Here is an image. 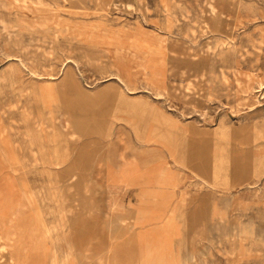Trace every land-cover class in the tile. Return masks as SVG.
I'll return each mask as SVG.
<instances>
[{"label":"rangeland","instance_id":"rangeland-1","mask_svg":"<svg viewBox=\"0 0 264 264\" xmlns=\"http://www.w3.org/2000/svg\"><path fill=\"white\" fill-rule=\"evenodd\" d=\"M67 263L264 264V0H0V264Z\"/></svg>","mask_w":264,"mask_h":264},{"label":"crops","instance_id":"crops-1","mask_svg":"<svg viewBox=\"0 0 264 264\" xmlns=\"http://www.w3.org/2000/svg\"><path fill=\"white\" fill-rule=\"evenodd\" d=\"M156 147L146 150V152L147 154L159 153V161L150 160L149 162H144L143 158L145 159V157L130 155L124 157L123 160L120 158L116 159V157L112 158L111 162L103 167L108 189L112 191L124 188V190H132L128 194H137L135 190L140 188H157L158 195L156 200L163 208L170 202V197L173 196L174 191L175 196H180L177 177H173L172 172L168 169L167 162L163 159L166 156L163 152L164 149L159 146L158 148ZM135 212L139 213V210H135Z\"/></svg>","mask_w":264,"mask_h":264},{"label":"bare ground","instance_id":"bare-ground-1","mask_svg":"<svg viewBox=\"0 0 264 264\" xmlns=\"http://www.w3.org/2000/svg\"><path fill=\"white\" fill-rule=\"evenodd\" d=\"M157 2V1H156ZM117 4V3H116ZM181 4V3H180ZM180 6V5H179ZM127 7V6H126ZM169 7V6H168ZM94 13V12H93ZM188 14V13H187ZM191 15V14H190ZM170 17V16H169ZM172 17V16H171ZM176 18V17H175ZM177 20V19H176ZM186 20V19H185ZM172 21V20H171ZM174 22V21H173ZM176 22V21H175ZM193 23V22H192ZM195 23V22H194ZM191 31H192V29H191ZM186 33V32H185ZM261 33V32H260ZM186 35V34H185ZM18 37V36H17ZM260 39V38H259ZM263 41V40H262ZM5 43V42H4ZM159 43V42H158ZM165 43H167V42H165ZM175 43V42H174ZM168 44V43H167ZM174 45V44H173ZM167 46V45H166ZM170 50V49H169ZM172 52V51H171ZM175 56V55H174ZM165 59V58H164ZM168 59V58H167ZM83 67V66H82ZM174 71V70H173ZM172 71V72H173ZM216 74V73H215ZM173 75V74H172ZM182 75V74H181ZM217 77V76H216ZM171 80V79H170ZM189 82V81H188ZM181 83V82H180ZM191 83V82H190ZM182 85V84H181ZM169 86V85H168ZM192 86V85H191ZM125 88H126V86H125ZM195 89V88H194ZM169 90V89H168ZM155 91V90H154ZM47 92V90L45 89V88H43L42 89V96L44 97V95H45V93ZM202 92V91H201ZM165 94V96H166V93H164ZM168 94V93H167ZM169 95L171 96V94H170V92H169ZM184 97V96H183ZM168 98V97H167ZM128 100V99H127ZM173 103V102H172ZM123 105V104H122ZM124 107V106H123ZM38 122V121H37ZM229 124V123H228ZM41 129V128H40ZM28 136V135H27ZM28 137H30V135L28 136ZM42 138V137H41ZM54 145V144H53ZM57 151V150H56ZM63 187V186H62ZM68 189V188H67ZM70 189V188H69ZM60 190V189H59ZM72 190V189H71ZM85 190V189H84ZM220 195H222L221 193H220ZM62 196V195H61ZM75 197V196H74ZM232 198V197H231ZM60 199H61V197H60ZM64 202V201H63ZM72 204V203H71ZM112 204V203H111ZM117 205V204H116ZM77 207V206H76ZM115 207V206H114ZM119 211V210H118ZM220 215V214H219ZM7 217V216H6ZM29 218V217H28ZM36 218V217H35ZM79 218V217H78ZM27 219V218H26ZM80 219V218H79ZM89 219V218H88ZM33 221V220H32ZM10 224V223H9ZM12 224V223H11ZM30 225V224H29ZM84 225V224H83ZM107 226V225H106ZM5 227V226H4ZM63 227V226H62ZM39 228V227H38ZM105 228V227H104ZM21 229V228H20ZM82 230V229H81ZM108 230V229H107ZM31 232V231H30ZM233 232V231H232ZM188 233V232H187ZM194 233V232H193ZM239 233V232H238ZM27 234V233H26ZM36 234V233H35ZM33 235V234H32ZM41 235V234H40ZM25 236V235H24ZM45 237V236H44ZM22 238V237H21ZM33 238H34V236H33ZM239 238V237H238ZM23 239V238H22ZM71 240V239H70ZM77 240V239H76ZM189 241V240H188ZM43 242V241H42ZM16 243V242H15ZM45 244V243H44ZM69 244V243H68ZM80 244V243H79ZM42 245V244H41ZM72 246V245H71ZM147 246V245H146ZM42 247V246H41ZM40 247V248H41ZM76 247V246H75ZM112 247V246H111ZM97 248V247H96ZM231 248V247H230ZM233 249V248H232ZM68 250V249H67ZM71 250V249H70ZM69 250V251H70ZM234 250V249H233ZM75 251V250H74ZM230 252V251H229ZM238 253V252H237ZM56 255V254H55ZM165 255V254H164ZM74 256V255H73ZM99 257V256H98ZM191 258V257H190ZM67 259V258H66ZM146 259V258H145ZM61 260V259H60ZM76 260V259H75ZM234 260V259H233ZM137 261V260H136ZM146 261V260H145ZM179 263V262H178ZM68 264V263H67Z\"/></svg>","mask_w":264,"mask_h":264}]
</instances>
